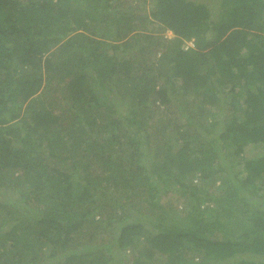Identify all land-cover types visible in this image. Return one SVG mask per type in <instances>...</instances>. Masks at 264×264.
<instances>
[{
	"label": "trees",
	"instance_id": "trees-1",
	"mask_svg": "<svg viewBox=\"0 0 264 264\" xmlns=\"http://www.w3.org/2000/svg\"><path fill=\"white\" fill-rule=\"evenodd\" d=\"M133 1L0 0V264H264V0Z\"/></svg>",
	"mask_w": 264,
	"mask_h": 264
},
{
	"label": "rangeland",
	"instance_id": "rangeland-1",
	"mask_svg": "<svg viewBox=\"0 0 264 264\" xmlns=\"http://www.w3.org/2000/svg\"><path fill=\"white\" fill-rule=\"evenodd\" d=\"M146 1H147L146 8H149V6H152L153 0H150V2H149V0H146ZM136 3H137V1L135 2V0H134L133 1L134 6L138 7ZM161 32L164 33V35H166L168 37H171L173 35L170 30H164V31H161ZM191 43H192L191 40L190 41H185L184 42V45L191 44ZM239 168L242 169L243 166L242 165H239ZM175 186L176 185H174V186H172V187H170V188L167 189L168 190L167 191L168 193L166 195L164 194V195L161 196L162 197V199L160 200L161 202H163V203H166L167 202V204H168V201L170 203H172V204L177 203L176 200H178V191L175 189ZM180 203L181 202H179V204ZM139 204H141V203H139ZM139 204H138V206H139ZM118 211H119V209H118Z\"/></svg>",
	"mask_w": 264,
	"mask_h": 264
}]
</instances>
